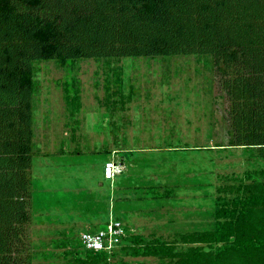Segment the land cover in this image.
I'll list each match as a JSON object with an SVG mask.
<instances>
[{"label":"trees","instance_id":"1","mask_svg":"<svg viewBox=\"0 0 264 264\" xmlns=\"http://www.w3.org/2000/svg\"><path fill=\"white\" fill-rule=\"evenodd\" d=\"M60 8L69 9L70 17L65 18ZM0 38L10 41L0 50V264H42L34 262L29 247L15 249L18 256L25 254L24 259L6 256L12 244H25L17 240L18 227L11 220H30L29 201L22 196L28 191L33 204L37 193L29 179L26 192H19L26 188L27 178L14 172L13 163L32 159V98L39 92L38 63L53 61L71 70L85 58L104 60L110 66L114 58L210 56L221 50L228 51L219 70L229 76L235 99L233 126L241 141L231 139L230 144L216 147L166 144L151 150L144 161L148 171L140 173L132 166L115 178L114 186L109 184L117 207H108L100 230H107L110 211L122 217L139 213L161 218L156 207L180 203L178 192L195 193L188 200L196 213L207 217L205 225L169 230L171 237L166 240L124 223L125 233L117 237L123 254L157 257L160 264H264V98H258L254 83L234 65L240 47L264 46V0H0ZM121 74L116 70L114 82L121 81ZM68 84L67 106L79 111L80 89ZM162 150L169 157L155 156ZM236 153L253 159L251 166L244 167L239 160V172L226 171L231 166L224 164V169L221 163L220 172L215 170L217 158ZM163 175L169 176V182ZM124 204L129 207L126 211H122ZM60 245L66 247L67 261L62 264H115L111 258L117 252L110 248L89 249L69 239Z\"/></svg>","mask_w":264,"mask_h":264},{"label":"rangeland","instance_id":"2","mask_svg":"<svg viewBox=\"0 0 264 264\" xmlns=\"http://www.w3.org/2000/svg\"><path fill=\"white\" fill-rule=\"evenodd\" d=\"M60 11L65 18L71 15L69 9L60 8ZM6 42L10 41L0 38V50L6 48ZM258 47H240L234 65L254 83L253 90L263 99L264 46ZM226 54L228 51L221 50L210 56L114 58L110 66L104 60L85 58L71 70L53 61L38 63L35 78L39 92L32 98L35 146L30 152L32 159L21 163L17 160L13 163L15 168L11 167L19 176L27 178L26 188L19 192H26L29 179L37 186V193L33 204L28 191L22 196L29 201L26 208L30 220L24 223L11 220L12 226L18 227L17 240L25 244H12L6 256L15 261L24 259L25 254L20 252L18 256L15 249L29 247L35 263H65L66 247L61 242L69 239L70 243H83L82 239H88L87 234L100 233L108 207L110 210L117 207L112 191L115 178L132 166L140 173L148 171L144 163L149 158L148 152L166 144L216 147L230 144L231 139L240 142L241 133L233 126L235 99L230 92L229 76L219 70V62ZM116 70L122 73L120 82L113 80ZM66 84L80 89L79 111L67 106ZM13 90L17 91L15 87ZM132 154L137 155L128 158ZM155 156L166 158L169 152L158 151ZM239 160L244 167L251 166L249 162L253 161L236 153L223 160L217 158L219 165L215 170L220 172L221 165L228 164L230 168L223 167L226 171L239 172L242 170ZM108 161L116 163L112 172L106 171ZM162 178L169 182V176ZM109 184L113 186L110 188ZM194 195L178 192L180 203L166 201L170 202L167 207H156L163 214L161 218L139 213L122 217L110 211L109 223L113 226L115 222L120 223L121 235L125 233L124 223H131L135 230L147 235L157 233L169 240V230H188L206 224L207 217L196 213L197 208L188 200ZM135 200L133 205L138 203ZM153 202L155 206L157 201ZM173 205L175 208H171ZM128 208L124 204L122 211ZM118 240H110V249L117 252L111 258L113 263L160 264L157 257L124 255ZM104 244L107 245L105 240Z\"/></svg>","mask_w":264,"mask_h":264},{"label":"built area","instance_id":"3","mask_svg":"<svg viewBox=\"0 0 264 264\" xmlns=\"http://www.w3.org/2000/svg\"><path fill=\"white\" fill-rule=\"evenodd\" d=\"M116 164L114 161H108L106 163V171H111L113 170V168L115 167ZM110 224V223H109ZM116 225H108L107 230H101L99 234H87L88 239H82L84 245L86 246V248H98L101 249L104 246L106 248H110V240L114 241V239H116V241L118 240L117 237H119V235H121L122 232V227H120V223H116ZM105 240V242H107V245L104 244L103 246V241ZM103 246V247H102Z\"/></svg>","mask_w":264,"mask_h":264}]
</instances>
